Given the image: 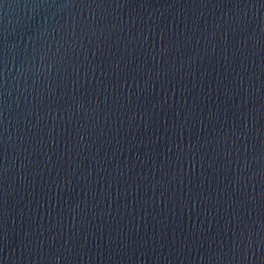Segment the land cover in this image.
Segmentation results:
<instances>
[{
    "label": "water",
    "instance_id": "water-1",
    "mask_svg": "<svg viewBox=\"0 0 264 264\" xmlns=\"http://www.w3.org/2000/svg\"><path fill=\"white\" fill-rule=\"evenodd\" d=\"M0 264H264V0H0Z\"/></svg>",
    "mask_w": 264,
    "mask_h": 264
}]
</instances>
